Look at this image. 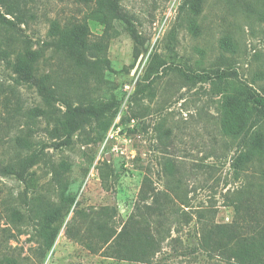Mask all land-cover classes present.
<instances>
[{"label": "rangeland", "instance_id": "rangeland-1", "mask_svg": "<svg viewBox=\"0 0 264 264\" xmlns=\"http://www.w3.org/2000/svg\"><path fill=\"white\" fill-rule=\"evenodd\" d=\"M120 4L139 36L140 55L136 60V45L119 21L107 35L110 66L99 74H85L47 45L56 39L50 35L55 21L61 27L86 23L90 38L99 40L106 26L92 17L94 1L27 0L25 23L0 26V49L6 52L0 56V166L18 169L19 160L33 151L45 156L22 175L0 169V264H233L221 252L264 218V197L241 201L236 192L247 178L264 189V158L236 172L246 147L221 129L225 96L235 95L236 87L249 85L264 95V0ZM35 53L36 79L52 75L75 102L81 98L114 115L101 141L85 143L75 132L74 144L59 147L60 139L49 133L53 123L33 117L32 110L44 104L35 80L21 69L20 56L31 59ZM224 73L220 94L211 80ZM27 134L32 146L25 148L18 138ZM61 161L69 164L72 203L53 223L58 232L46 249L39 221L28 215L35 197L61 202L50 165ZM145 177L151 196L143 201ZM153 192H161L176 211L168 214L169 236L154 260L124 261L94 252L103 240L90 235L91 222H106L118 232L138 203L153 200ZM105 207L107 215H96Z\"/></svg>", "mask_w": 264, "mask_h": 264}, {"label": "trees", "instance_id": "trees-1", "mask_svg": "<svg viewBox=\"0 0 264 264\" xmlns=\"http://www.w3.org/2000/svg\"><path fill=\"white\" fill-rule=\"evenodd\" d=\"M79 1L87 3L94 1L92 17L106 26L102 37L99 40H92L86 23L73 22L71 25L61 27L55 21L50 28V35L56 39L47 45L53 46L57 52L66 54L85 74H99L105 67L110 66L107 54L109 30L114 29L115 24L122 21L126 23V30L136 45L134 56L136 60L139 58V36L134 30L130 16L122 9L120 0ZM26 4L27 0H0V7L3 9V12H0V26L14 28L16 23H25L28 13ZM229 43V40H224V45L227 46ZM4 50L0 49V56L6 53ZM36 57V53L31 59L20 56L21 69L26 70L24 74L28 80H35L44 104V106H37L32 110L33 117L39 115L48 123H53L54 127L49 133L51 138L60 139L55 144L59 147L74 144L75 132H79L80 136L84 135L85 143L101 141L103 133L107 131L114 115L108 113L105 108H95L91 102H86L81 98L75 102L70 93L64 90L52 75H43L36 79L32 72ZM199 77L204 79L202 76ZM226 77L227 75L224 73L211 80L212 86L218 88L217 92L220 94L223 93L222 87L226 84ZM235 89L237 91L235 95L230 98L225 96L226 102L223 107L226 108L221 121V129L227 136L241 138L243 146L246 147V149L242 148L237 157L238 166L234 169L238 172V170L253 164L256 157L264 158V95L249 85H242ZM18 140L25 148L32 146L29 134L20 136ZM43 159L45 156L42 150L33 151L32 154L19 160L18 169L10 164L0 166V169L4 174L22 175L29 167ZM50 165L53 180L61 189V202L59 204L44 203L41 196L35 197V202L30 208L32 214L28 215L36 222L39 221L37 229L45 240L46 249L52 248L58 232V227L53 226V223L58 220L60 215L68 213L72 203V195L67 192L69 184L66 173L69 164L66 161H61L57 166L52 162ZM102 179L104 178L102 177ZM252 181L253 179L247 178V184L245 183L242 189L236 191L241 201L264 197V189L256 188L250 183ZM148 187L149 178L145 177L141 191V200L143 201L151 196V193L149 196L146 192ZM161 194V192H153L151 202L138 203L136 211L118 232L107 227L106 222H91L88 232L91 236H98L99 240H103L101 248H94V252L101 251V255L124 261L151 263L156 253L161 251L164 240L169 236L164 228V223L169 217L168 214H176V211L171 207L170 200L164 199ZM105 210H107L106 207L96 215L101 213L107 215ZM14 212L19 213V210H14L13 214H15ZM20 215L24 216L25 214L21 213ZM260 220V222L255 221L257 225L251 232L235 235V241L230 251L223 250L221 252L226 261L233 264H264V218ZM152 224H156V228ZM210 232L205 235L207 244Z\"/></svg>", "mask_w": 264, "mask_h": 264}]
</instances>
